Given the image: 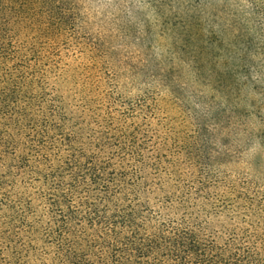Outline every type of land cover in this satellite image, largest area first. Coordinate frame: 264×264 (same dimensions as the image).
<instances>
[{
    "label": "rangeland",
    "instance_id": "obj_1",
    "mask_svg": "<svg viewBox=\"0 0 264 264\" xmlns=\"http://www.w3.org/2000/svg\"><path fill=\"white\" fill-rule=\"evenodd\" d=\"M55 1L69 26L28 43L67 131L107 121L131 137L138 152L123 165L116 146L102 160L138 173L149 225L191 221L206 242L264 264V83L216 46L230 3Z\"/></svg>",
    "mask_w": 264,
    "mask_h": 264
},
{
    "label": "trees",
    "instance_id": "obj_2",
    "mask_svg": "<svg viewBox=\"0 0 264 264\" xmlns=\"http://www.w3.org/2000/svg\"><path fill=\"white\" fill-rule=\"evenodd\" d=\"M227 1L216 46L264 83V0ZM66 12L55 0H0V264H252V253L206 242L191 221L149 225L141 178L122 167L138 152L129 135L107 121L87 142L84 128L67 131L28 43L69 26ZM110 146L122 165L102 160Z\"/></svg>",
    "mask_w": 264,
    "mask_h": 264
}]
</instances>
